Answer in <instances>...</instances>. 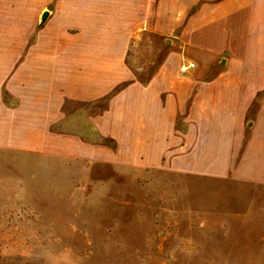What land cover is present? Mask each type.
Masks as SVG:
<instances>
[{"label":"rangeland","instance_id":"374dc122","mask_svg":"<svg viewBox=\"0 0 264 264\" xmlns=\"http://www.w3.org/2000/svg\"><path fill=\"white\" fill-rule=\"evenodd\" d=\"M147 46L125 58L129 84L159 64L209 62ZM9 59L0 64V264H264V167L252 165L249 144L186 150L184 127L139 139L127 133L135 119L85 118L110 97L62 111L56 92L20 85L24 72L11 78Z\"/></svg>","mask_w":264,"mask_h":264},{"label":"crops","instance_id":"0c3cea01","mask_svg":"<svg viewBox=\"0 0 264 264\" xmlns=\"http://www.w3.org/2000/svg\"><path fill=\"white\" fill-rule=\"evenodd\" d=\"M147 44L152 55L209 62L185 72L159 64L148 81L129 84L125 58ZM3 57L11 78L24 72L20 85L56 92L62 111L110 97L100 115L85 118L135 119L127 133L139 139L184 127L186 150L249 144L252 165L264 167V0H0V64Z\"/></svg>","mask_w":264,"mask_h":264},{"label":"built area","instance_id":"2783aa9c","mask_svg":"<svg viewBox=\"0 0 264 264\" xmlns=\"http://www.w3.org/2000/svg\"><path fill=\"white\" fill-rule=\"evenodd\" d=\"M195 67V65L193 64V63H188V64H186V65H182L181 67H180V71L181 72H185V71H187L188 69H192V68H194Z\"/></svg>","mask_w":264,"mask_h":264}]
</instances>
